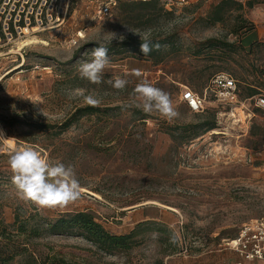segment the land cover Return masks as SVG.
Wrapping results in <instances>:
<instances>
[{"label": "rangeland", "instance_id": "1", "mask_svg": "<svg viewBox=\"0 0 264 264\" xmlns=\"http://www.w3.org/2000/svg\"><path fill=\"white\" fill-rule=\"evenodd\" d=\"M161 1L175 12L171 19L134 27L123 22L120 10L104 17L97 1L74 0L62 27L0 45V136L4 137L0 138V213L6 222L12 224L16 213L24 217L39 211L56 219L89 211L118 235L131 233L146 221L164 227L161 232L146 231L136 247L112 255L81 236L54 234L34 241L32 247L39 253H57L77 264H235L238 255L225 248L226 242L244 224L264 219V111L254 103L220 105L209 95L206 109L194 113L182 98L186 87L204 94L212 75L221 72L238 80L242 100L251 89L264 94V33L252 50L224 48L230 56L221 59L216 54L219 47L204 48L213 39L240 45V35L232 34L242 23L240 13L255 26L256 22L264 26V0H254L260 3L245 6L242 12L234 10L215 25L208 17L221 0ZM171 34L181 53L160 65L144 57L111 53L100 84L82 79L77 71L80 62L91 59L95 47ZM30 36L47 44L21 49L20 43ZM76 38L79 43L74 45ZM256 40L252 34L243 44L249 47ZM198 51L202 53L197 55ZM137 70L140 76L135 75ZM115 77L129 81L124 90L107 83ZM144 79L169 93L179 113L176 118L127 107ZM77 89L99 98L96 107L110 110L84 116L61 132V125L77 109L90 106ZM144 115L151 117L146 124L139 120ZM214 115L217 127L207 133L199 130V135H185L178 143L167 133L169 126L198 125ZM1 117L8 123L20 122L8 127ZM30 123L52 127L42 130ZM25 146L52 163L73 165L80 198L55 208L20 201L7 159L13 148ZM154 232L159 233L157 239ZM170 233L178 235L176 244L169 242Z\"/></svg>", "mask_w": 264, "mask_h": 264}, {"label": "trees", "instance_id": "2", "mask_svg": "<svg viewBox=\"0 0 264 264\" xmlns=\"http://www.w3.org/2000/svg\"><path fill=\"white\" fill-rule=\"evenodd\" d=\"M257 3H260V1L251 0L245 4L240 0H221L218 4L213 6L208 21L210 25L224 22L227 19V16H229L234 10L242 12L245 9V6L253 8ZM73 7L74 5H72L71 10ZM119 10L122 13L123 22L134 27H139L143 24H156L162 18L171 19L175 14L174 11L167 9L166 5L161 0L121 1L115 8L114 12ZM238 18L242 23L233 30L232 34L240 35V45L237 46L236 43L213 39L210 40L204 48L219 47L216 53L220 56L218 57L219 59L226 55L230 56L227 52L224 53V48L226 50L229 49L232 52L242 48H250L252 50L259 41H255L249 47L244 46L243 41L245 34L254 30L256 26L253 22L248 21L243 13H240ZM145 41H151L153 45V50L147 56H144L141 52V43ZM157 44L159 45L158 49L154 47ZM105 47L108 49V56L111 53H124L128 54L129 57H131L130 55L144 57L146 60L154 61L156 65H160L171 56L179 55L181 53V49L177 44V39H175L174 34L165 35L164 38L160 39L157 37H151L148 39L128 38L120 45H109ZM201 53L202 51L196 52L197 55H200ZM217 74L218 73L212 75L209 83ZM256 94H258V91L256 89H251L245 99L251 98ZM240 98L242 99L241 90ZM109 110L110 109L108 108L100 109L99 107L91 105L79 108L70 119L61 125V132L71 128L75 122H78L84 116L94 115L99 112H108ZM150 118V116L144 115L140 117L139 120L146 124L147 120ZM1 121L8 127H13L20 122L19 120H16L12 123H8L3 117H1ZM30 125L42 130H45L47 127H52L51 125H38L35 123H30ZM216 127L217 120L214 115L213 118H208L206 121L198 125L189 124L169 126L167 128V133L171 135L176 143H178L180 138L185 139L189 134L199 135V130H202L201 132L204 134L214 130ZM152 228L159 232L164 230V227H161L157 222L146 221L139 223L129 234H114L89 211L67 213L56 219L46 218L42 216L39 211L29 213L24 217L20 213H16L15 221L12 224L7 223L0 213V264H77L57 253H39V251L32 247L34 241L49 234L81 236L95 245L100 252L112 255L118 251H129L136 247L139 244V236L144 235L146 231L151 230ZM172 234L173 233H170V235Z\"/></svg>", "mask_w": 264, "mask_h": 264}, {"label": "clouds", "instance_id": "3", "mask_svg": "<svg viewBox=\"0 0 264 264\" xmlns=\"http://www.w3.org/2000/svg\"><path fill=\"white\" fill-rule=\"evenodd\" d=\"M123 40V37H119ZM112 39H117L112 33ZM159 48V45H155ZM153 50L151 41L141 43V52L147 56ZM91 59L78 64L77 71L82 79L93 84H100L105 69L110 64L108 49L104 46L95 47L91 51ZM140 76L139 70L135 72ZM113 88L124 90L129 83L127 79L115 77L107 81ZM76 94L83 97L86 104L98 106L101 100L83 89H77ZM133 100L127 107H136L145 113L158 112L161 117L172 120L179 113L173 104L169 93L149 83L146 79L138 83L134 89ZM0 138H4L0 136ZM11 176V184L16 197L25 203H31L40 208L65 207L77 201L81 196V185L76 177L74 166L62 162L52 163L40 151L30 146L13 148L7 159ZM159 233H152L157 239ZM178 235L173 233L169 242L176 244Z\"/></svg>", "mask_w": 264, "mask_h": 264}, {"label": "built area", "instance_id": "4", "mask_svg": "<svg viewBox=\"0 0 264 264\" xmlns=\"http://www.w3.org/2000/svg\"><path fill=\"white\" fill-rule=\"evenodd\" d=\"M73 1L0 0V45L12 44L18 37L23 38L31 33L62 27L71 12ZM95 1L98 2L100 14L104 17H111L121 1L150 0ZM181 3L188 4L189 0H181ZM72 42L77 45L79 40L76 38ZM21 56L23 57V54ZM209 95L214 96L220 105L234 106L254 103L257 108L264 111V94L258 93L242 100L238 80L225 72L218 73L212 78L204 94L186 87L182 98L191 111L199 113L206 109ZM225 248L238 255L235 264H264V219L244 224L238 235L226 242Z\"/></svg>", "mask_w": 264, "mask_h": 264}, {"label": "bare ground", "instance_id": "5", "mask_svg": "<svg viewBox=\"0 0 264 264\" xmlns=\"http://www.w3.org/2000/svg\"><path fill=\"white\" fill-rule=\"evenodd\" d=\"M19 42H20V41H19ZM34 43H36V44H37V43L47 44L46 41H44V40H39L37 36H33V37L30 36V38H28V39L22 41V42L20 43L21 46H19V47H21V49H22L23 46H29V45H32V44H34ZM19 67H22V64L19 65L17 68H19Z\"/></svg>", "mask_w": 264, "mask_h": 264}, {"label": "crops", "instance_id": "6", "mask_svg": "<svg viewBox=\"0 0 264 264\" xmlns=\"http://www.w3.org/2000/svg\"><path fill=\"white\" fill-rule=\"evenodd\" d=\"M242 2H244L243 0H240ZM251 1V0H249ZM256 28L254 30H252L249 34L245 35V37L249 36V35H252V34H256L257 35V40L256 41H260V36L262 35V33H264V26L262 24V26H260L259 23L256 22Z\"/></svg>", "mask_w": 264, "mask_h": 264}]
</instances>
